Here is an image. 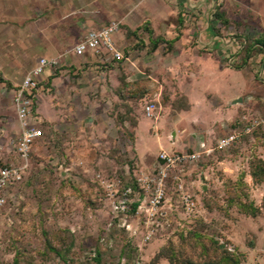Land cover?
<instances>
[{"label":"rangeland","instance_id":"obj_1","mask_svg":"<svg viewBox=\"0 0 264 264\" xmlns=\"http://www.w3.org/2000/svg\"><path fill=\"white\" fill-rule=\"evenodd\" d=\"M169 4L34 2L37 28L48 16L60 18L59 31L66 21L118 20L115 38L130 60L113 61L91 85L84 73L57 87L41 82L38 100L63 116L62 130L43 120L23 179L0 190V264H222L227 255L264 264V1L258 13L252 1L224 0L200 30L196 13ZM19 32L15 49L0 43V61L19 63L6 67L14 74L0 68V167L22 163L14 89L32 62L69 52L38 49L37 29L35 49H26ZM164 151L184 158L168 168L165 215L151 224L132 208L152 195L155 181L147 196L139 178L158 179ZM120 199L127 212L114 208Z\"/></svg>","mask_w":264,"mask_h":264},{"label":"built area","instance_id":"obj_2","mask_svg":"<svg viewBox=\"0 0 264 264\" xmlns=\"http://www.w3.org/2000/svg\"><path fill=\"white\" fill-rule=\"evenodd\" d=\"M120 29V22L112 21L107 25L90 30L74 47V53L78 57H100L103 64H107L112 56L116 60H130L126 55L124 48H121L116 43L115 35ZM59 66L58 59L49 60L45 57L41 58L38 64L28 72L23 81L14 89V107L17 114V119L20 125V136L16 142V151L21 164L12 165L9 167L0 168V190L8 185L15 184L23 179V176L28 167L31 158V153L34 144L43 138V130L40 125V119L36 104L38 103L40 89L45 90V86L41 84L42 76L45 70L49 67ZM146 111L151 114L157 108L156 103H148ZM163 161L160 166L158 179H152L149 175H143L139 178V185L144 190L145 195L149 196L152 191V182L157 184L154 191L147 202L139 203L137 212L144 213L148 222L151 224L158 223L160 217L165 215L162 207L166 199L165 178L168 175V168L175 165L184 158L181 155L167 153L166 151L160 154ZM180 186L181 202L188 208L193 209L196 206L192 197L182 190ZM108 194L114 195V183L107 186ZM4 199L0 197V206ZM114 208L123 212L129 210L128 203L125 199H120L114 203ZM153 231L149 232L147 239L151 238Z\"/></svg>","mask_w":264,"mask_h":264},{"label":"crops","instance_id":"obj_3","mask_svg":"<svg viewBox=\"0 0 264 264\" xmlns=\"http://www.w3.org/2000/svg\"><path fill=\"white\" fill-rule=\"evenodd\" d=\"M37 0H0V43L2 45H5L7 49H15L11 46L12 43L17 42L18 39V32L17 29L19 26H24L25 30L23 32H19L22 35H25V44L26 49H35V31L40 30V37L38 40V49H43L47 51H64L68 50L65 55L61 54L56 56L55 58L59 61V71L60 75H53L55 74V68L54 67H48L44 75L42 76V81H45L47 83V79L49 78L53 86L57 87L61 85L62 79L64 75L69 76H76V74L84 73L82 76V79L87 81V84L90 85L97 80H99L100 75L103 74L102 71L106 70L109 65L112 64L113 61L116 59H112V56L110 57V60L107 64H103L101 62L100 57H91L88 55V57H78L74 53V47L76 44L80 41V38H83L90 30H93L95 28L99 27H91L92 23H84L83 27H79L80 24L76 25V27L72 26V21H66V29L65 30H58V20L59 17H50L48 16L45 21L42 20L41 27L37 28L35 24V13H34V2ZM47 1L51 0H42V4L44 3L46 5ZM165 2V5L171 6L173 11L175 12H181L182 15L190 18L191 14L189 11L196 13L197 16H194V19L198 20L196 21V24L192 26L194 29H201L205 25L201 24V19H203L204 16H206L216 5L221 6L224 0H162ZM254 3H256V6L254 7L256 12L261 13L263 11L262 7V1L264 0H249ZM169 2V3H168ZM116 20V19H114ZM112 20V21H114ZM112 21H109L111 23ZM118 21V20H117ZM108 23V24H109ZM60 24H64L60 23ZM101 27V26H100ZM191 28V29H192ZM75 41L74 44L73 41ZM70 42V43H69ZM117 45L118 42L116 41ZM69 45V47H68ZM119 46V45H118ZM120 47V46H119ZM122 48V47H121ZM41 58H43L41 56ZM40 58V59H41ZM39 59V60H40ZM119 61V60H116ZM39 61H36L35 63L32 62V66L30 67V70H32ZM18 61H0V68L1 69H7V66H10L11 68L13 66H16ZM29 70V71H30ZM9 73L14 74V69L9 70L7 69ZM57 73V72H56ZM89 74V75H86ZM49 87V86H48ZM41 98L38 100V103L36 105V111L42 120H46L50 123V126L54 128L55 131L62 130L60 128V124L62 123L61 120H63V116L58 112L56 109L54 113L52 114L44 105L42 106V103L40 102ZM57 108V107H56ZM64 113V112H63ZM65 122V121H63ZM42 124V123H41ZM82 126H79V129H81ZM137 151L140 156V159L142 158V151L139 148V132H137ZM88 142V137L83 138L81 137L80 142L83 141ZM87 139V140H86ZM83 143V142H82Z\"/></svg>","mask_w":264,"mask_h":264},{"label":"trees","instance_id":"obj_4","mask_svg":"<svg viewBox=\"0 0 264 264\" xmlns=\"http://www.w3.org/2000/svg\"><path fill=\"white\" fill-rule=\"evenodd\" d=\"M260 44H261L262 46H264V41L261 40V41H260ZM17 155H18V154H17ZM12 165H18V164L5 165V166H2V167H0V168L9 167V166H12ZM138 206H139V202H136V203L133 204V208H132L133 212H136V211H137ZM224 258H225V259H224V262H223L224 264H231V263H232V262H231V259H232V258H230L229 255L225 256ZM223 263H222V264H223Z\"/></svg>","mask_w":264,"mask_h":264},{"label":"water","instance_id":"obj_5","mask_svg":"<svg viewBox=\"0 0 264 264\" xmlns=\"http://www.w3.org/2000/svg\"><path fill=\"white\" fill-rule=\"evenodd\" d=\"M237 101H242V99L235 100V102H237Z\"/></svg>","mask_w":264,"mask_h":264}]
</instances>
